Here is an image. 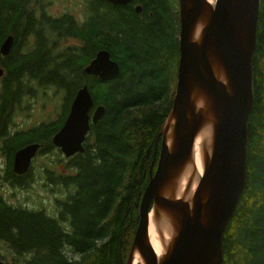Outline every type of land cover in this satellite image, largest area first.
<instances>
[{"label":"trees","instance_id":"1","mask_svg":"<svg viewBox=\"0 0 264 264\" xmlns=\"http://www.w3.org/2000/svg\"><path fill=\"white\" fill-rule=\"evenodd\" d=\"M49 1L0 0V45L14 38L10 53L0 55V242L10 257L0 253V260L125 264L138 224L134 204L149 170H155L154 149L158 156V135L175 91L177 0H133L126 6L83 0L78 14L64 11L57 18L36 9ZM99 50L119 65L112 81L83 72ZM251 67L246 181L223 233L222 264H264V0ZM82 86L105 114L90 125L84 152L64 158L51 139ZM39 98L57 105V117L16 130L14 117ZM31 143L40 144L38 154L26 174L15 175L13 155ZM39 180L52 197L51 211L4 197L5 186L28 192Z\"/></svg>","mask_w":264,"mask_h":264},{"label":"water","instance_id":"2","mask_svg":"<svg viewBox=\"0 0 264 264\" xmlns=\"http://www.w3.org/2000/svg\"><path fill=\"white\" fill-rule=\"evenodd\" d=\"M126 6L133 0H105ZM179 57L171 109L159 132L146 187L134 204L138 224L125 264H222V237L244 190L246 181V124L253 104L252 55L260 0H177ZM139 7L134 10L139 12ZM200 15L201 37H192V26ZM14 44L8 36L0 45L7 56ZM222 65V72L217 67ZM86 75L101 82L115 79L119 65L110 54L99 50L83 68ZM3 70L0 69V78ZM105 114L94 106L87 86L73 97L52 145L65 158L83 153L90 130ZM209 129L210 149L193 198L179 196L176 189L181 172L190 160L197 133ZM40 144L31 143L13 155L12 172L22 176L31 167ZM148 157V152H147ZM172 224L165 250L157 259L147 237L148 217ZM0 264H5L0 260Z\"/></svg>","mask_w":264,"mask_h":264},{"label":"rangeland","instance_id":"3","mask_svg":"<svg viewBox=\"0 0 264 264\" xmlns=\"http://www.w3.org/2000/svg\"><path fill=\"white\" fill-rule=\"evenodd\" d=\"M81 4H83V0H50L48 4H41V8L36 7V9L44 11L47 15L52 18H57L59 14L64 11H70L75 14H78L81 11ZM61 44L66 46L65 41L61 42ZM58 111L59 110L57 108V105L52 104V102L47 101L46 103H44L41 98L36 101L34 100L28 108V112H26L24 115H16L14 117L16 130H28L43 121L54 120L58 115ZM41 162L42 161L40 159L37 160L36 166H38ZM3 194L4 197L9 202H12L14 205L20 203L28 209L45 207L47 211H51L52 209V197L50 196L48 190L43 187L42 180H39L38 183L34 184L28 192H25L21 189L12 190L11 187L5 186ZM25 198H27V200ZM0 253L4 255L7 259L10 258L6 246L1 242Z\"/></svg>","mask_w":264,"mask_h":264},{"label":"bare ground","instance_id":"4","mask_svg":"<svg viewBox=\"0 0 264 264\" xmlns=\"http://www.w3.org/2000/svg\"><path fill=\"white\" fill-rule=\"evenodd\" d=\"M206 1L212 8L216 3V0ZM204 18V15H200L197 21L192 26V37L196 40H199L201 37V28ZM217 69L219 72H222V65H218ZM208 142L209 129H201L195 137L190 160L181 172V176L179 178L176 189V198H179V196L182 195L183 198H193L196 192L198 181L204 171L205 154H207V152L210 150L207 145ZM171 230L172 224L166 226L162 221H156L154 219L152 211L149 213L147 237L157 259H159L164 253L165 245L167 243ZM140 260V255L136 253L132 264H137L138 262H140Z\"/></svg>","mask_w":264,"mask_h":264}]
</instances>
